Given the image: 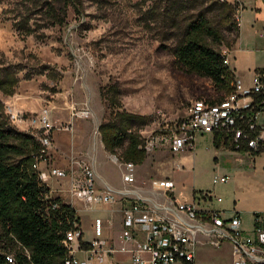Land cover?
<instances>
[{
    "label": "rangeland",
    "instance_id": "obj_1",
    "mask_svg": "<svg viewBox=\"0 0 264 264\" xmlns=\"http://www.w3.org/2000/svg\"><path fill=\"white\" fill-rule=\"evenodd\" d=\"M62 1L0 0V70H8L17 79L11 95L0 91V102L12 126L11 111H22L28 118L45 110L49 116L68 104L80 107L86 103L90 114L78 120L92 123L91 146L101 149L96 125L109 114L99 94L101 86L117 84L120 110L151 119L142 127L146 133L163 121L182 117L196 101L222 96L208 79L184 71L170 49L185 23L197 13L204 12L211 24L217 25L215 0H67L65 17L60 12L59 21L50 13L56 12ZM235 1L242 5L237 12L240 33L228 57L234 81L249 88L254 71L264 66V11L255 10L261 0ZM119 152L108 153L105 161V174L113 183L119 182L121 173L116 161H120ZM233 153L225 148L217 150L211 134L206 133L196 138L193 151L173 154L162 147L146 155L141 165H135L134 182L126 186L135 188L142 197L169 200L153 187L157 177L168 176L174 182L176 200H193V190L197 195L210 191L225 207L236 200L242 231L250 232L248 210L264 206V153L255 163ZM182 155L183 160L178 161ZM222 175L227 176L225 183H212L214 177ZM111 211L103 207L82 214L84 236H92L89 219L93 215L107 217L105 222L101 219L102 231L105 225L110 226ZM111 233L119 244L116 220ZM74 256L84 258V254ZM113 257L119 260L121 255ZM231 258L229 245L213 247L203 238L199 240L195 264H231Z\"/></svg>",
    "mask_w": 264,
    "mask_h": 264
},
{
    "label": "built area",
    "instance_id": "obj_2",
    "mask_svg": "<svg viewBox=\"0 0 264 264\" xmlns=\"http://www.w3.org/2000/svg\"><path fill=\"white\" fill-rule=\"evenodd\" d=\"M236 2L235 20L239 25L237 12L242 5ZM221 52L223 63L228 66L227 50ZM256 95H260L258 101L255 99ZM69 111L71 121L90 114L86 104L83 107L71 104ZM9 115L16 125L27 123L26 132L39 138L43 146L41 152L45 153L53 129L47 111L42 110L28 118H25L23 112L11 111ZM237 121L246 122L249 129L256 132L248 142L249 149L255 153L264 151V66L254 71L249 88H243L241 84L233 81L231 94L220 103L196 101L188 107L183 117L163 121L148 133L141 130L139 149L146 155L162 147L173 154L193 151L199 135L213 134L216 129L233 133L235 140L242 133L241 129L235 127ZM71 127L72 123L64 128L70 131ZM116 161L121 168L122 181L125 184L133 183L135 164L117 159ZM76 165L82 178L79 183L71 182V195L89 208L123 201L120 209V243H111L102 237L101 219L96 218L93 221V238L89 241L88 249H79L78 245L73 248L72 241L77 239L79 231L67 234V242L64 243L72 257L65 264H98L108 259H111V264H118L119 261L113 259L115 254L127 256L129 264H194L201 238L213 247H220L224 242L230 243L232 264H264V212L255 213L250 232H243L240 215L235 210L231 217L223 218L219 210L199 207L197 200L200 196L221 201L220 197L210 192H203L198 197L195 195L188 203H177L172 197L174 183L170 179L153 182L154 189L169 200L153 201L151 198L142 197L135 188L128 187L100 191L97 189L91 164L81 160ZM33 167L38 169V162ZM50 173L55 177L66 175L65 171L58 169H52ZM40 178L43 179L42 174ZM226 181L227 176L222 175L214 177L212 183ZM79 251L84 254L81 260L74 256Z\"/></svg>",
    "mask_w": 264,
    "mask_h": 264
},
{
    "label": "trees",
    "instance_id": "obj_3",
    "mask_svg": "<svg viewBox=\"0 0 264 264\" xmlns=\"http://www.w3.org/2000/svg\"><path fill=\"white\" fill-rule=\"evenodd\" d=\"M67 0L51 17L64 18ZM217 25H212L204 12L189 19L176 42L171 46L175 61L187 73L196 74L210 81L222 96L205 103H220L232 92L233 71L223 63L222 52L217 49L224 45L229 50L238 39L239 25L234 18L237 2L215 0ZM229 36L228 40L225 38ZM17 84L14 75L0 70V91L11 95ZM105 100L108 116L99 123L97 131L100 141L109 154H118L123 162L140 165L146 158L139 149L142 127L150 122L148 116L120 110L119 88L109 83L99 88ZM258 101L260 95H256ZM0 102V264H65L71 259L65 245L67 234L79 231V249H88L89 242L81 239L79 218L75 209L58 196H51L50 190L40 178L35 163L44 160L43 146L37 136L12 126L3 115ZM236 128L241 135L234 140V134L216 129L212 143L216 149L225 148L235 152H260L249 149L248 142L255 136L246 122L237 121Z\"/></svg>",
    "mask_w": 264,
    "mask_h": 264
},
{
    "label": "crops",
    "instance_id": "obj_4",
    "mask_svg": "<svg viewBox=\"0 0 264 264\" xmlns=\"http://www.w3.org/2000/svg\"><path fill=\"white\" fill-rule=\"evenodd\" d=\"M261 2H262V4L259 7H255L256 11L257 10L258 11H261V10L264 11V0H261ZM239 33H240V26H239ZM261 35L263 37L264 29H263ZM225 50H227V49H225ZM233 50L234 49H232V51ZM229 52H231V51L227 50V56H228ZM228 59H229V57H228ZM228 67L231 69L230 59L228 61ZM256 68H258V67H256ZM85 104L86 103H84L80 107H83ZM69 105L70 104H68V106L64 110L59 109V110H57L56 113H51L49 115L50 116L49 120L53 126V129L50 132V144L45 149V152L47 151L46 152L47 159L46 160L44 159L45 161H41L38 163V171L40 174H42V177H43L42 180L45 182V184L49 188L50 195L60 197L64 202L69 203L75 209L76 215L79 218V228L81 226L80 222H81V218H82L81 215L82 214L86 215L90 211H100V209L103 207L108 208V209H112V211H111L112 215L109 216L111 219V221H110L111 225L110 226H106V225L104 226L103 231H102V237L105 240H109L110 242L116 243L111 231L114 227V221L115 220L119 223V227H120V231H121L120 209H121V205H122L123 201L115 203L114 205H101V207L98 206L99 208H96V207L89 208L83 202H81L80 199L71 195V193L69 191L70 187H71V182L79 183L81 181V178H82L81 173H80V171L76 165V162L84 160V161H87L88 163L91 164V166L94 170L95 176H96V186H97V189L100 191H103L104 189L119 190L122 188H126L127 186L121 179V173H120L118 183H113L107 178L105 171H104V168H105V163H106L105 161H107L106 157H108L107 156L108 152L105 151L101 141H100L101 149H98L97 147L91 146L90 138H91L92 123L90 121H81V120L75 119V121L72 124V126H73L72 131L66 130L64 127H62L63 124H70L71 123L69 120V113H70V111H69L70 106ZM14 125H15V128H17L18 130L26 132L25 129H26L27 125L26 126H19V125L16 126V124H14ZM96 127H98V126L96 125ZM212 135L213 134H211V136ZM199 136L203 137L204 134L199 135ZM232 152H234L233 154H237L238 156H239V154H241L243 156L249 157V159L253 163H255L256 160L258 161L259 158L264 153L263 152L257 156H252L248 152H235V151H232ZM183 158H184V156L182 155V157H178L176 159H179L178 161H180V160H183ZM172 162H173V160H172ZM136 166H138V165L136 164ZM52 169H58V170L65 171L66 175L62 176V177L52 176L50 173V170H52ZM42 170H44L43 171L44 173L42 172ZM70 172H72V174ZM162 179H170V178L168 176L156 178V180H162ZM205 192H210V191H205ZM202 193H203L202 191L199 192L200 195ZM192 194H193V198L195 195H197V194H195L194 190H193ZM172 197H173V192H172ZM173 199L177 203H188V202L192 201V200H176L174 197H173ZM153 201H160V200H153ZM197 201H198L199 207L201 209L219 210L221 212V215L223 218L231 217L233 210L238 212V214L240 215V218H241V212L235 206L236 200H233L232 204L229 207H225L223 205H220V203L222 202V199L220 202H217L215 200H209V198H203L202 196H200V198ZM114 212L117 214H113ZM257 212H264V206H260V207L257 206L255 208H250L247 212V215L250 217L252 225H253L254 214ZM98 217L99 216H94V215L92 216V218L90 217L91 219H89V221H90L89 226H91V224H93V221ZM106 220H108V219L105 216L103 218V221L105 222ZM251 228H252V226H251ZM80 230H81V228H80ZM81 232H82V236H81L82 241L89 242L93 238V233H92L91 237L86 238L84 236V233L82 230H81ZM73 242L75 243V248H76L78 245V241L76 239H74L72 241V243ZM224 243L229 245L230 253H231V248H232L231 244L228 242H224ZM196 252H197V249H196ZM81 253L82 252H80V251L75 252V254H77V256L83 257V253L82 254ZM195 256H196V253H195ZM117 261H119L120 264L124 263V262L128 263V258H127V256L121 255V258ZM106 262H108V263L111 262V259L106 260ZM194 264H195V259H194ZM231 264H232V258H231Z\"/></svg>",
    "mask_w": 264,
    "mask_h": 264
},
{
    "label": "bare ground",
    "instance_id": "obj_5",
    "mask_svg": "<svg viewBox=\"0 0 264 264\" xmlns=\"http://www.w3.org/2000/svg\"><path fill=\"white\" fill-rule=\"evenodd\" d=\"M101 231V230H100Z\"/></svg>",
    "mask_w": 264,
    "mask_h": 264
}]
</instances>
